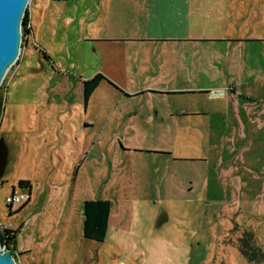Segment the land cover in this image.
Instances as JSON below:
<instances>
[{
	"label": "rangeland",
	"instance_id": "rangeland-1",
	"mask_svg": "<svg viewBox=\"0 0 264 264\" xmlns=\"http://www.w3.org/2000/svg\"><path fill=\"white\" fill-rule=\"evenodd\" d=\"M236 1L242 12L227 26L240 41L183 50L193 72L183 70L182 86L195 92L181 103L206 113L158 119L159 130L138 116L172 107L159 94L122 98L98 88L104 97L85 110L77 78L96 64L74 28L44 30L34 44L29 35L25 49L20 42L0 84L1 94L8 78L0 222L18 228L15 263L264 264V0ZM203 87L205 96L196 93ZM20 179L30 183L28 201L8 214L3 198L28 193ZM96 198L111 202L100 242L81 236V203ZM161 211L166 220L154 227ZM243 231L260 262L239 252Z\"/></svg>",
	"mask_w": 264,
	"mask_h": 264
},
{
	"label": "crops",
	"instance_id": "crops-1",
	"mask_svg": "<svg viewBox=\"0 0 264 264\" xmlns=\"http://www.w3.org/2000/svg\"><path fill=\"white\" fill-rule=\"evenodd\" d=\"M28 2L26 16L32 43L36 39V34L39 35L47 30L52 35L57 26H60L74 28L84 42H89L92 46L96 65L87 78L99 73L110 83L106 80L98 83L86 103L82 102L85 110L93 107L94 97L99 99H96L97 101L104 97H98V88L105 92L108 90L116 92L122 98L159 94L168 98L172 107L164 109L163 112L155 110V116L149 111L138 115L144 119L147 127L156 130L166 127L165 123L157 121L158 119L171 118L175 116L174 113L180 111H199L189 103L190 100H183L186 104H182V98L185 97L183 95L195 92V88L182 86L183 70L193 72L192 66L188 64L185 67L182 63L183 50H195L197 45L215 42L230 44L241 39L240 34L237 36L238 33L231 32L227 26L231 18H236L242 12L241 5H238L239 2L236 0H29ZM204 6L210 9L206 10ZM23 42L25 49L29 43L28 38ZM37 50L42 55L45 54L43 50ZM166 55L176 61L169 65L165 64ZM205 68L196 66L194 70L198 73L201 69L209 70V67ZM207 74L212 76L214 73L207 71ZM216 76V79L221 80L223 70L217 71ZM77 80L80 82L82 78L78 77ZM7 86L8 78L1 90L0 122ZM196 89V93L203 96L209 93L204 87ZM181 117L183 116L179 118ZM110 218L111 212L107 227ZM14 249L16 250L15 246ZM23 250L24 248L21 252ZM16 253L19 256L20 252L16 250Z\"/></svg>",
	"mask_w": 264,
	"mask_h": 264
},
{
	"label": "trees",
	"instance_id": "trees-1",
	"mask_svg": "<svg viewBox=\"0 0 264 264\" xmlns=\"http://www.w3.org/2000/svg\"><path fill=\"white\" fill-rule=\"evenodd\" d=\"M27 21L26 11L22 19V29ZM23 40L21 41V43ZM101 80H106L101 74L96 73L89 78L80 80L81 84V96L83 104L86 103L87 98L98 85ZM110 83V82H109ZM1 99V94H0ZM17 186L20 188L30 189V183L28 180L20 179L17 181ZM28 201V200H27ZM25 201V202H27ZM25 202L18 206L20 209ZM111 209V202L108 199L96 198V199H84L81 203V236L84 239L100 242L105 237L107 230V220ZM15 210V211H16ZM10 214V211L8 212ZM5 233V249L13 251L15 234L17 229L3 228ZM237 248L239 252L248 260V262H260L263 259L262 250L252 243L251 233L243 231L237 241Z\"/></svg>",
	"mask_w": 264,
	"mask_h": 264
},
{
	"label": "water",
	"instance_id": "water-1",
	"mask_svg": "<svg viewBox=\"0 0 264 264\" xmlns=\"http://www.w3.org/2000/svg\"><path fill=\"white\" fill-rule=\"evenodd\" d=\"M29 0H0V84L6 71L15 63L20 49L22 19ZM7 148L0 137V177L6 164ZM7 207V213L10 208ZM166 220L159 212L154 221L158 227ZM18 257V256H17ZM16 257L5 249V233L0 228V264H16Z\"/></svg>",
	"mask_w": 264,
	"mask_h": 264
},
{
	"label": "built area",
	"instance_id": "built-area-1",
	"mask_svg": "<svg viewBox=\"0 0 264 264\" xmlns=\"http://www.w3.org/2000/svg\"><path fill=\"white\" fill-rule=\"evenodd\" d=\"M29 3V2H28ZM28 3L26 5V8L28 6ZM26 11V10H25ZM23 29H25L24 33L25 35H22L21 36V41L27 39L29 37V23L26 21L25 25L23 26ZM29 198V195L28 193H15V192H11L9 195H6L4 198H3V203L5 206H9V208H11L12 206H15V205H20L22 204L23 202L27 201ZM0 228L3 229V228H9L8 226L6 225H3L1 222H0ZM12 254L17 257V254H16V251L15 249H13L12 251ZM17 264V263H16Z\"/></svg>",
	"mask_w": 264,
	"mask_h": 264
},
{
	"label": "flooded vegetation",
	"instance_id": "flooded-vegetation-1",
	"mask_svg": "<svg viewBox=\"0 0 264 264\" xmlns=\"http://www.w3.org/2000/svg\"><path fill=\"white\" fill-rule=\"evenodd\" d=\"M203 92V91H201ZM206 112L204 111H180V112H176L175 114V118H178L177 120H180V116H188V115H201V114H205ZM152 116H155V111L152 112ZM162 117V116H159Z\"/></svg>",
	"mask_w": 264,
	"mask_h": 264
}]
</instances>
